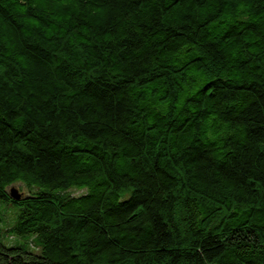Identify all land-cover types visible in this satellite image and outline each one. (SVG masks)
<instances>
[{"label": "trees", "instance_id": "1", "mask_svg": "<svg viewBox=\"0 0 264 264\" xmlns=\"http://www.w3.org/2000/svg\"><path fill=\"white\" fill-rule=\"evenodd\" d=\"M0 199V264H264V0H0Z\"/></svg>", "mask_w": 264, "mask_h": 264}, {"label": "rangeland", "instance_id": "2", "mask_svg": "<svg viewBox=\"0 0 264 264\" xmlns=\"http://www.w3.org/2000/svg\"><path fill=\"white\" fill-rule=\"evenodd\" d=\"M12 187L18 189L19 192H21L24 195L29 193L28 189L21 183H16L12 185L11 187H9L8 190H10ZM84 192L85 190H79L75 188L71 190V193L74 196L83 194ZM17 209L18 208L11 201H5V200L0 199V218L4 220V223L1 224L4 228L8 227V225L11 224V222L13 224V222L15 221V216L17 214ZM3 242L7 244L8 237L4 236Z\"/></svg>", "mask_w": 264, "mask_h": 264}, {"label": "water", "instance_id": "3", "mask_svg": "<svg viewBox=\"0 0 264 264\" xmlns=\"http://www.w3.org/2000/svg\"><path fill=\"white\" fill-rule=\"evenodd\" d=\"M10 196L15 199V200H20L21 199V195L19 194L18 190L15 188H12L10 191Z\"/></svg>", "mask_w": 264, "mask_h": 264}]
</instances>
